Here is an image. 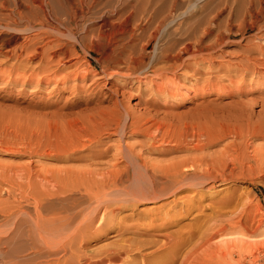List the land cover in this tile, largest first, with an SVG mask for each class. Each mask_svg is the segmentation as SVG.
I'll return each instance as SVG.
<instances>
[{
	"label": "rangeland",
	"instance_id": "obj_1",
	"mask_svg": "<svg viewBox=\"0 0 264 264\" xmlns=\"http://www.w3.org/2000/svg\"><path fill=\"white\" fill-rule=\"evenodd\" d=\"M0 1L3 2L2 8L0 7L1 14L15 18L13 13L20 11L28 15L27 19L30 18L27 20L22 15L15 21L17 24L10 22L9 25L6 19L4 21L6 27H0V200L8 204V213L12 214H8V264L66 263L63 259L59 262L55 256L46 255L52 244L44 243V240H48L46 235L38 234L31 223L35 213L34 203L37 201L41 203L40 212L44 218L56 217V214L64 218L70 213H77L78 217L74 222V225H77L86 212L88 213L86 217L91 218L92 229L105 230L101 231L103 233L96 239L89 240L87 247L83 245L84 247L80 248L79 243L74 245L76 262L81 257L86 259L99 256L103 250L122 244V239L161 238L160 235H140L136 233L137 231L117 234L118 225L113 224L115 228L108 227L105 224L107 218L102 216L106 202L101 201L102 206L100 205L94 213L96 205L90 204L81 191L84 186L90 184L88 178L99 184L102 174L114 169L110 161L114 147L127 144L139 150V145L144 143L146 138L142 131L134 133L126 130L127 132L122 134L115 132L107 135L102 128L110 122V117L114 114L124 119L126 123L128 115L132 112L143 114L145 108L143 100L155 93L154 82L159 80L148 75L140 82L133 79L130 83H125L129 78L124 74L103 75L102 58L110 56L122 59L131 53L136 58L145 55L147 64L162 66L164 63L160 57L164 54L175 56L182 53L183 58L189 57L188 53L192 52L197 41L203 40L207 43L215 35H219L223 40L219 43L218 48L222 54L221 59L219 57L218 59L222 63L230 62V69H234L229 75L230 69L225 67V64L222 65L224 68L221 67L218 72L220 84H228L230 79L236 84L240 75L239 67H235V64L243 62L252 67V62L264 60V51L259 52L256 49L257 51L249 53L244 50L248 45L250 47L254 44L263 45L260 41L262 39L256 35L264 38V0ZM33 18L43 19L47 27L43 29L47 31L45 34L41 32L44 39L51 40L53 38L51 35H54V38L58 37L60 41L67 42L72 47L68 59L74 60L76 64L67 69L68 72H74L70 73L65 86L62 82L56 84L53 79L40 81L42 78L40 75L38 77L34 76V73L32 75L31 72L37 70V58L24 62L22 70L17 69L16 65L22 61L21 57L24 58V55L16 56L20 53L22 36L34 34L32 28L25 32L21 30L27 28V25L31 26L32 23L29 22ZM208 22L214 26L211 34L206 33ZM254 22L261 26L258 34L255 30L244 31L247 25ZM53 44L55 43L52 42L49 47ZM13 51L16 52L15 55ZM121 65L120 68L123 69L124 64ZM256 69L264 73L263 68ZM84 72L89 73L82 78ZM251 77L252 72L246 77L247 83L242 87V94L228 97L225 92H221L220 96H216L215 104L218 106L214 111L210 110L212 105H209V99L215 94L204 97L205 103L199 111L192 109L203 99L196 96L193 90L180 88V91H176L171 88L163 91L161 95L154 96L159 103L161 102L160 104L174 105L167 109L180 114L179 118L175 119L171 115L168 116L166 123L175 124L176 121L178 124L180 121L190 123L194 118L200 117L202 122L207 121L205 124L207 126L211 122L208 123L209 114L215 119L212 121L216 124L211 125H214L220 138L217 140L218 143L216 141L204 150L207 154L215 153L222 163L224 162L226 166L223 169L227 170L225 174L228 178L224 182L225 188L221 191H217L219 188L213 183H205L204 197L215 199L224 194L234 195L235 202L231 203L233 206L228 205L231 207L229 210H232L231 215L224 213L222 218L234 221L235 224L233 229L222 235L214 234L208 245L205 244L206 249L203 248L201 252L202 261L207 264H264V74L263 77L255 74L252 77L253 82L249 83ZM185 84L193 86L189 81ZM236 100H241L246 105L237 106L234 104ZM123 106H127V111ZM163 115L160 113L156 118L160 120ZM98 131L102 140L99 144L95 146L93 144L90 149L81 150L68 159L62 158L64 153L61 148H64L65 144L75 137L74 135L85 133L92 137ZM107 148L109 149L103 156L88 158L95 156L97 152L106 151ZM149 152L144 151L143 155L146 153L144 156L150 161L163 163L169 158L184 155L182 152L157 150ZM229 169L234 170L233 173L236 175L232 176L228 172ZM85 170L89 176L68 177L64 172ZM43 187L51 192L57 190L61 195L47 197L42 193ZM104 188L106 192L111 191L112 196L120 190L115 191L111 187L108 190L106 186ZM171 199L172 197H166L155 204L137 203V210L134 212L127 207H116L110 216L115 217L116 221L125 217L123 224L128 225L139 216L137 212L143 208L162 203L161 210H167L169 208L167 202ZM205 210L210 212L209 209ZM191 215L192 213L185 215L179 222H190ZM238 219L242 220L241 222L246 221L245 226L238 227ZM175 227L170 226L168 229ZM195 238L192 241L199 242V239ZM150 250L152 247H144L141 254ZM134 257L138 264L143 258L141 255Z\"/></svg>",
	"mask_w": 264,
	"mask_h": 264
},
{
	"label": "bare ground",
	"instance_id": "obj_2",
	"mask_svg": "<svg viewBox=\"0 0 264 264\" xmlns=\"http://www.w3.org/2000/svg\"><path fill=\"white\" fill-rule=\"evenodd\" d=\"M2 6L3 2L0 1V7L2 8ZM13 14L15 18L0 13V27H6V22H4L6 19H8L9 25L10 22L17 21V18H20L22 15L25 19H27L28 16L25 12L20 11L14 12ZM28 19L30 20V18ZM39 19L33 18L32 21L29 22L32 23V25H27V28L21 30V32H25L27 29L31 30L32 28L34 34L22 36V42L19 47L20 53H17L16 56L21 57L24 55V58L21 57L22 61L18 62L19 64L16 65L18 67L17 69L20 68V70H22L21 66L23 64L25 65L24 62H27L31 58H37V70L32 69L33 72H31V74H35L34 76L37 75V77L40 75L42 77L40 81L43 79H51L52 81L53 79L56 81V84L62 82L65 86L71 73L68 72L67 69L76 64L74 60L72 61V59H68L69 54L72 53V47H70L67 42L60 41L58 37L54 38V35H51L52 33H47L48 35L53 36L51 40H46L47 38L44 39L41 32H47L43 30L45 23L43 22V19ZM256 23L254 22L247 25L244 28V31L255 30V33L258 34L261 31V26ZM14 24L17 23L15 22ZM208 24L206 33L211 34L213 33L214 26L212 24ZM46 28L47 27H45V29ZM256 37L262 39L260 41H262L261 43H263V45L254 44L252 47L248 45L244 50H247L249 53L256 49L259 52L264 51V38H260V36L257 35ZM74 40H76L75 37ZM222 40L223 37L219 35H215L213 39L207 43L203 40H199L195 46H193L194 48L192 52L188 53L189 57L186 58H183L182 53H178L175 56H171L166 53L160 57L164 63L162 66H155L153 63L147 64L146 56H141V54L139 55L141 57L137 58L132 56L131 53H128V55L122 59L111 58L110 56H104L102 58L103 63H101L103 64V75H109V73L114 75L124 74L129 78L126 80L127 82L125 81V83H130L133 79L140 82L142 78L146 79L148 75L159 80L154 82V86L156 88V90H154L155 93L152 95L150 94L151 96L147 98L145 97L143 100V104L145 106L143 114L132 112L128 115L127 123L124 119L122 120L118 115L114 114L110 117V122H107L102 128L103 131H106L107 135H111L115 132L122 134L126 130H130V132L134 133L135 131L138 133H140L139 131H142L141 133H143L146 141L144 140V143L142 142L143 144L139 145L141 149L139 148V150H136L127 144H124V147L120 144L114 147V153L110 156V161H112L111 166L114 169L110 172L108 170L106 172L104 171L105 173L102 174V180H100L99 184L87 177L90 180H87L90 184L84 186L81 191L82 194L89 200L90 204L96 205L94 207L95 210L93 209L94 213L99 209L100 205L102 206V202H106L105 204L103 203L105 208L102 212V216L107 218L105 220V224H107L108 227L115 228V225L113 224L118 225L116 227H119L120 229H117V234L137 231L136 233H139L140 235H160L161 238L157 239L154 237L147 240L131 238L122 239L123 243L117 245V247L105 249L99 256L96 257H88L86 259L81 257L76 262L74 260V245L79 243L80 248L83 245L87 247L89 240L96 239L99 234H102L105 230L92 229L91 218L86 217L88 216V213L86 212L82 215V220H80L77 225H74V222L78 217L77 213H67L68 215L64 218L60 216L58 217L57 214L56 217L52 216L44 218L40 212L41 203L37 201L34 203L35 213L34 218L31 220L33 222L31 223L36 231H38V234L42 235L44 233L46 235V239L48 240H44L45 242H43L46 244H52L51 250H47L46 255L55 256L54 258L59 262L63 259V261L65 260L66 262L65 264H138V260L134 257L136 255H141L143 257L139 260V264H207L202 261L203 253L201 252L202 249L206 247L205 244L209 243L211 238H214L212 237L215 236L214 234L222 235L227 230L233 229V224H235L234 221L224 220L222 218V214L225 215L228 213L231 215L232 210H229V207L231 205L233 206L231 203L234 201V195L224 194V196H219V198L215 199H206L204 197L206 192V189H204L205 183H213L215 186H218L219 189L217 191H221L225 188L224 182H226L228 178L225 174V171L227 170L223 169L226 166L224 162L222 163L215 153L207 154V151L204 150L205 147H211L213 145L212 143L216 142L220 138L216 133V129H214V125L216 123L213 121L215 119L213 116L212 118L210 117L212 114H209L208 123L210 121L212 123L210 122L207 126H205L207 121L202 122L200 117L194 118L190 123L178 121V124L176 120L175 124H173L174 122L166 123L165 120L168 116L171 115L175 119V117L179 118L180 114L174 113L175 111L172 112L173 110L171 111V109H167L169 106L173 107L174 105H168L167 103L160 104L161 102L159 103L154 96L161 95L163 91L171 90V88H174L176 91H180V88L190 89L193 90V93H195L196 96H200L203 99L201 101L202 105H200V103L192 109L194 111H199L201 110V106L205 103L204 97L209 94H215L212 96L213 98L209 99V105H212L210 110L214 111V109L218 106L215 104V98L216 96H220L221 92H225L228 97L237 96L238 93V95H240L243 93L242 87L245 83H247L246 77L250 74V72H252V77L255 74H257V76L259 74L263 77L264 73L257 71L258 68L256 69V67L264 69L263 59L252 62V67L243 62H238V64H235V67H239L238 73L240 78L236 81V84H233L234 81L231 79L228 84H220L218 72L220 71L222 65L225 64L224 66L230 69V62L222 63L218 59V57L221 59L222 52L218 47ZM52 42L55 44L49 47ZM245 53L246 55L248 54L247 52ZM185 59H187L186 62L184 61ZM247 59V61H249L248 57ZM66 62L67 64L68 62L71 63L67 65L65 64ZM121 63L124 64L123 69L120 68L122 66ZM233 70H227L228 74ZM73 72L71 74H73ZM78 72L76 75H78ZM84 73H82L83 75L81 74L82 78L86 77V74L89 72ZM27 77L29 79L28 75ZM252 77L249 83L253 82ZM186 81L192 82L193 86H186ZM259 83L261 84V82ZM234 104L242 107L246 105L245 102H242L241 100H236ZM126 107L127 106H123L124 110L127 111ZM160 113L164 115L162 119L159 120V118L157 119L156 117ZM213 123L214 125H211ZM102 130H100V132ZM100 132L98 131L97 134H94L92 137L85 133L74 135L75 137L72 138L67 145L65 144L64 148H61L64 154L62 153L63 155H60H62V158L68 159L81 150L90 149L93 147V144L94 146L99 144V142L102 141L100 138ZM108 149L109 148H107L104 152H97L95 156L88 158L93 159L94 157L103 156ZM151 150L174 153L182 152L184 155L169 158L164 161V163L153 162L145 157L146 153L144 154L145 156L143 155L144 151L151 152ZM225 152H227V150ZM229 170L228 172H230L231 175H236V173H233L234 170ZM64 172L68 175V177L89 176V173L86 170ZM230 174L228 175L230 176ZM126 183L128 185H126ZM105 186L107 189L111 187L114 188L113 190L115 191L118 189L121 191L118 190L117 193L112 196L111 191H104ZM42 193L50 198L61 195V193L57 190L51 192L48 189H44V187L42 189ZM166 197H172V199L167 202L169 203V208L167 210H161V207H163L162 203V205L158 204V206L154 205L148 208H143L137 212L139 216L136 217L135 220H132V222L128 223V225L123 224L125 217L118 218L116 221L115 217L110 216L116 207H127L134 212L137 210V203L147 202L155 204ZM2 203L4 205H2ZM205 209H209L210 212L208 213ZM80 213H82V211H80ZM190 213H192L190 222H179L185 215ZM8 214V204H5L3 200H0V264H8V216L12 215ZM24 214H26V212ZM85 217L87 219H85ZM238 220H236V222L238 221V227L239 225L241 227L245 226L244 224H246V221L241 222L242 220ZM170 226L176 227L173 229L170 228V230L168 229ZM150 232L151 234H149ZM194 238L199 239V242H197V240L192 241ZM144 247H152V250L145 254H141V250ZM187 248L188 250H186ZM41 251L42 250H40V252Z\"/></svg>",
	"mask_w": 264,
	"mask_h": 264
}]
</instances>
